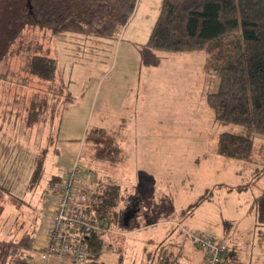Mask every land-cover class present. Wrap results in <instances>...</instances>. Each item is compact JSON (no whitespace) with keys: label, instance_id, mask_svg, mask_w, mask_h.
<instances>
[{"label":"rangeland","instance_id":"1","mask_svg":"<svg viewBox=\"0 0 264 264\" xmlns=\"http://www.w3.org/2000/svg\"><path fill=\"white\" fill-rule=\"evenodd\" d=\"M149 3L157 4L156 0ZM146 5L147 0H140L137 12L134 10L119 32L112 35L83 31L53 33L48 28L27 26L10 47L0 65V264L13 262L15 258L19 264L28 262L25 254L17 257V247L25 251L28 238L19 240L17 225H11L17 221L14 216L19 211L18 221L24 222L19 226L20 234L28 231L30 236L36 215L33 211L39 206L32 196L36 193L35 198L40 197L41 187L46 185L55 168L63 172L79 146L81 155L85 156L86 131L99 124L114 128L122 117L128 118L131 110L125 108L127 101H138L130 106L137 114L133 123L143 122L138 126L143 137L155 136L158 120L175 121L181 129L191 127V134L182 135L177 143H172V149L179 146L174 155L152 149L145 151L151 155L145 161L150 167L146 180L157 189L155 196L161 199L160 208L165 212L173 211L169 216L179 214L182 224L188 227L186 231L195 230L201 220L197 216L188 220V215L180 211L204 193L201 181L205 174L208 173L206 181L212 184L247 183L244 176H249L248 171L237 173L232 166L225 168L224 160L219 161L213 153L218 133L239 129V126L211 122L213 113L205 102L204 93L216 90L217 81L210 74L203 78L200 72L202 61L205 66L206 53L164 52L146 46L158 14V7ZM35 54L52 58V79H41L27 71L26 63ZM258 136L254 139L256 149ZM42 159L45 177L41 179L40 188L29 191L30 171ZM129 162L134 164L133 159ZM203 164H208L212 172L206 166L202 169ZM148 183L145 204L150 202ZM224 187L217 190L209 187L214 198L213 206H207L214 215H217L216 210L222 211L219 209L221 200H225L230 207L228 212L232 213L238 198L257 196L264 188V177L250 185L246 194H239L237 190L225 194ZM25 190L28 195L25 199L31 198L28 205L23 202L21 193ZM134 208L132 205L131 209ZM196 253L190 255L185 264H197ZM91 261L89 258L83 264H92ZM63 264L73 263L65 261Z\"/></svg>","mask_w":264,"mask_h":264},{"label":"trees","instance_id":"2","mask_svg":"<svg viewBox=\"0 0 264 264\" xmlns=\"http://www.w3.org/2000/svg\"><path fill=\"white\" fill-rule=\"evenodd\" d=\"M136 2L0 0V65L27 26L48 28L53 33L83 31L112 35L128 21ZM146 46L164 52L206 53L205 72L217 81L216 90L206 93L214 120L239 126L219 133L215 152L228 158L250 160L255 136H264V0H162ZM26 68L41 79L54 77V62L47 55H33ZM84 141L93 158L114 162L121 156L115 134L105 128H91L85 133ZM259 151L261 168L254 180L264 173V144ZM42 161H37L30 171L29 191L40 184ZM60 180V175H52L45 190L56 191ZM118 196L117 184L95 175L89 186L87 211L109 227H120L124 224L125 210L119 207ZM253 207L257 223L264 225V189L253 199ZM102 233H90L85 239L90 258L99 256L104 246Z\"/></svg>","mask_w":264,"mask_h":264},{"label":"crops","instance_id":"3","mask_svg":"<svg viewBox=\"0 0 264 264\" xmlns=\"http://www.w3.org/2000/svg\"><path fill=\"white\" fill-rule=\"evenodd\" d=\"M150 1L153 0H147L146 6L154 9L158 7L156 12L158 11L159 13L162 0H156V5H152L149 3ZM139 2L140 0H137L136 9H134L135 12L138 10ZM200 72L203 74V78L205 75H209L205 72L203 61L202 70H200ZM204 99L206 102V91L204 93ZM134 102L138 101L133 100L125 103V108L130 109L131 114L128 118L122 117L121 121L114 124V128L108 129L101 124L94 127H102L108 132L115 134L117 145L121 150V156L117 161L110 162L93 158L89 148L85 156H82V147L80 146L75 155V157L80 155L82 160L94 169L97 177H101L105 181L115 183L119 186V207L125 210L124 224L120 227H110L112 229L111 233L104 232L100 235V238L104 241V246L99 256L90 258L92 260L91 262L92 264H185L186 259L197 251L196 263L202 264L203 251L196 247L192 240L186 235L185 230H187L186 228L188 227L182 224L184 222L181 221L179 214L178 216L176 214L169 216L173 211L165 212V210L160 208L161 199L158 195L155 196V191L157 189H155V186L151 182L148 183V180H146L148 175H150V167H148L145 161L151 155L145 151L152 149L153 152H163L165 155H174V152L179 149V146L172 149V143L173 145L177 143L182 135L191 134V127L190 129H181L175 121L167 122L166 120H158L155 136L143 137V132L138 127L142 125L143 122L137 121L136 124L133 123L137 114L136 111L132 110L133 107L130 105L134 104ZM211 122L212 124L219 123L214 120L213 115ZM257 138L259 139V146L257 149L255 147L252 158L247 161L218 155L215 152L216 143L213 148V153L217 155L215 158H218L219 161L223 159L225 168L232 166L234 172H249V176H244L246 177L247 183L243 188H240V184L236 186L226 183L221 184L219 182L212 184V182L206 181L207 173L205 174V179L202 177L203 181H201L202 188L205 189L204 193L194 202L182 207L180 211L182 215H188V220L197 216L201 220V223L194 229L196 231L198 230L199 233L202 232L200 230L209 232L210 234L206 232H203V234L206 233V235L214 237L223 244L225 254L221 264H264V225L258 224L256 221V213L253 207V199L256 196H251L249 199L245 198L244 200L242 197L238 198V201L234 202L237 206L232 213L228 212L230 207L226 205L225 200L219 202V205L222 203L219 206V209H222V211L216 210L217 215H214V212L207 206L208 204L213 206L212 199L214 196L209 192L210 186L217 190L224 185L223 191L225 194H231L234 190L239 191V194H246L250 185H253L264 177V173L260 174L255 180L253 176L254 172L256 173V171H259L261 168V153L259 148L263 145L262 141H264V136L259 135ZM84 144L88 146L86 143ZM47 157L48 156L45 157V160ZM74 158H72L63 172L60 173L55 168V171L46 180V183L52 175H60L62 178L67 169L71 166ZM131 159L134 160V164H130L129 160ZM52 160L56 162L55 159ZM203 165L202 169L206 166L208 171L210 170V172H212L208 164ZM43 177H45V173ZM147 183L149 184L148 201L150 202L145 204L144 194L146 193ZM40 185H38L39 188ZM45 187L46 185L41 187V193H39L40 197L38 195V197L35 198L36 193L32 196V198L39 202V206L33 211L36 215L33 217L30 236H28V231H23L20 234L19 226L24 224V222L18 221L19 209L15 205L18 214L14 216V220L17 218L18 223H16L17 221H13L11 225H17L15 228L17 230L16 234L19 235V240L28 238L26 242L27 249L25 251L21 250L19 246L17 247V243H15L17 249H19L17 257L25 254L28 258L26 264H63L65 262L57 259L42 260L39 258V254L36 250V246L45 241L50 222V210L55 201V190H45ZM262 190H260V192ZM25 195L28 196L26 190L22 193V196L24 199L23 202L28 205L27 203L31 201V198L26 200ZM202 195L205 196L201 198ZM173 201L174 198L171 199V202ZM132 205H135L134 209H131ZM3 210L4 207L2 205L1 213ZM164 213H168L167 216H165ZM20 237L22 238L20 239ZM21 251L23 252L21 253ZM10 263L19 264V260L17 261V258H15L14 261Z\"/></svg>","mask_w":264,"mask_h":264},{"label":"built area","instance_id":"4","mask_svg":"<svg viewBox=\"0 0 264 264\" xmlns=\"http://www.w3.org/2000/svg\"><path fill=\"white\" fill-rule=\"evenodd\" d=\"M94 177V169L77 155L54 193L45 241L36 246L40 259L83 264L90 258L85 236L112 232L104 221L87 211L89 186ZM185 233L203 251L202 264H221L225 250L220 241L199 232L185 230Z\"/></svg>","mask_w":264,"mask_h":264},{"label":"water","instance_id":"5","mask_svg":"<svg viewBox=\"0 0 264 264\" xmlns=\"http://www.w3.org/2000/svg\"><path fill=\"white\" fill-rule=\"evenodd\" d=\"M88 236H85V239L87 238Z\"/></svg>","mask_w":264,"mask_h":264}]
</instances>
